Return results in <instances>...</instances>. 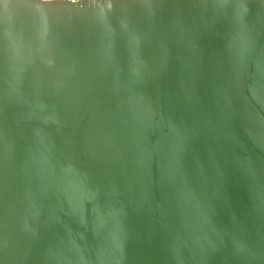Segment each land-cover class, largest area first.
I'll return each mask as SVG.
<instances>
[{
  "label": "water",
  "instance_id": "water-1",
  "mask_svg": "<svg viewBox=\"0 0 264 264\" xmlns=\"http://www.w3.org/2000/svg\"><path fill=\"white\" fill-rule=\"evenodd\" d=\"M0 264H264V0H0Z\"/></svg>",
  "mask_w": 264,
  "mask_h": 264
},
{
  "label": "built area",
  "instance_id": "built-area-1",
  "mask_svg": "<svg viewBox=\"0 0 264 264\" xmlns=\"http://www.w3.org/2000/svg\"><path fill=\"white\" fill-rule=\"evenodd\" d=\"M72 2H79V1H83V0H70ZM91 1H102V0H91Z\"/></svg>",
  "mask_w": 264,
  "mask_h": 264
}]
</instances>
